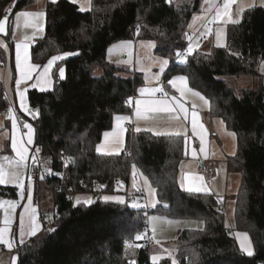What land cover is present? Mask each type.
Listing matches in <instances>:
<instances>
[{
    "label": "trees",
    "instance_id": "16d2710c",
    "mask_svg": "<svg viewBox=\"0 0 264 264\" xmlns=\"http://www.w3.org/2000/svg\"><path fill=\"white\" fill-rule=\"evenodd\" d=\"M178 1L185 0H90L85 12L68 0L46 4L43 35L31 47L32 62L42 65L52 56L69 54L60 64L66 79L58 78L56 65L53 88L29 91L28 103L38 112L30 123L39 157L47 159L50 174L41 185L50 191L56 219L15 251L17 264H152L149 250L137 238L150 211L100 197L125 193L134 167L155 190L158 203L151 213L202 223L200 229L178 232L176 264H264V90L237 92L227 81L257 76L264 60V7L246 9L239 23L228 24L224 47L194 51L178 63L177 52L187 46L185 29L203 0H189L181 8ZM29 2L0 0V18L11 4L18 11ZM136 35L153 41L154 53L169 61L163 83L184 75L189 87L207 99L208 116L234 134L236 151L226 158L228 170L241 175L233 198V229L249 235L253 255L240 252L213 195L179 186L178 168L185 157L181 136L128 131L121 153L96 152L114 117L130 113L127 101L141 84L137 74L125 75L129 71L107 62L108 48ZM4 61L0 50V63ZM95 67L102 69L100 76H93ZM2 96L0 84V112ZM71 192L96 194L90 204H74ZM15 197V188L0 185V198ZM157 264L173 263L163 259Z\"/></svg>",
    "mask_w": 264,
    "mask_h": 264
},
{
    "label": "crops",
    "instance_id": "0c3cea01",
    "mask_svg": "<svg viewBox=\"0 0 264 264\" xmlns=\"http://www.w3.org/2000/svg\"><path fill=\"white\" fill-rule=\"evenodd\" d=\"M248 1L250 2V0H247V2ZM49 2H51V0H30L29 4L23 10L31 8V10L28 9L27 12L44 13L45 6ZM208 2L209 0H203V2L201 3L199 7V12L195 14L197 16L200 15L201 18L195 19L192 17V21L190 24L191 30L188 33L192 39L191 41L187 43L186 49L189 43H192L194 40L198 39L199 44L201 45L204 43V41H206L207 37H209L208 35L210 34V32H206V29H207L206 27L208 24H210V21L213 15H211L208 12V6H207ZM223 3H224V0L220 1L218 5H216L218 6V10L220 8H223ZM236 3H237V0H233L232 4L229 6V9H228L229 13L231 11L233 12L235 11ZM73 4H75L81 10L88 11L90 9V0H75V3ZM253 4L255 5V7L257 6L264 7V3H257V0H255V3ZM226 18L228 17H223L222 20H216L214 21L212 26H209V27H212L211 34H210L212 38L215 36L214 29L217 30L222 26L226 28L228 24H231L229 23L230 21L228 22L227 21L228 19ZM22 19L24 18H21V20L17 22L15 20V16L11 17V20H10L11 29L9 33L10 35L2 34L5 42L0 44V50H2L5 54V61L0 63V84H1L2 89H4V92L8 98L9 103L12 106L19 108L26 122L30 123L31 115L26 114L21 108L19 95H18L19 90L27 89V91L25 92V103L29 107L28 92L31 90H36L38 92L50 91L53 88V84H54L52 72L55 69V66L56 65L60 66V64L70 55L69 54L68 55H65V54L55 55L57 57H64V58L54 61L53 66L49 70L48 75L45 76L43 69L48 61L45 64L39 65V64L33 63L32 58H31V47L34 44L33 42L41 38L43 35L45 15L40 18V24H41L42 30H37V28L34 27L32 24H29V26H27L26 28H23ZM29 19L31 20L32 18H29ZM8 25H9V22H8ZM187 40L188 38L186 39V41ZM5 45L6 47H4ZM16 45H20L19 54H20V60L22 63H24L25 61V50H27V64L39 66L31 73L29 78L22 80L19 86H17L16 84V81L20 79V73L16 67V54H17ZM200 45H195V47L193 48V52L200 51L199 50ZM186 49H185V52H186ZM60 67L57 70L58 78H59ZM186 83H187V80H186ZM156 87H163L164 90L169 93V96L163 97L162 93H155L154 98L166 99L168 103L171 105L174 103L171 100V97L176 96L177 98L180 99V102L183 103L185 105V108L188 110L187 117H185L184 113L180 112L179 110H176V111L153 110V109H146L142 105L141 106V116L138 118L136 115L135 101L136 100H149V99H152L153 97L147 94H141L139 90H137L136 95L132 98V103L130 105V108H131L130 113L127 115H117V116H127L128 119L117 122L116 120L117 116H115L113 120V127L110 131H108L109 133L113 132L116 124L119 123L121 127L124 129L122 133L123 143L119 146H116L115 144L106 142L104 134H103L102 140L97 146H102L103 143L106 142L107 146L117 148V149L120 148L121 150L123 147V144L125 143V137H126L127 132L128 131L133 132V133L139 132V131H136L137 128H139L140 131H147L149 133H152L158 136H181L184 142L185 157L180 162L179 168H178L177 179H178L179 186L186 192L198 193V194H211L217 199L215 194L218 191L212 188V184L213 182L216 181V179L212 182L211 185H207L205 181V177L203 173L201 172V170H199L198 166L201 163L206 164L213 170L214 176H215V170L218 169L220 165L221 166L224 165L227 173L235 174V172L229 171L226 166V158L229 156H232L233 151L235 150V146H236L235 138H231L230 136H228L229 135L228 133H231V132H229L225 128L224 124L223 126H221V124L217 122L221 120L216 119V118H210L208 116L209 103L205 104L204 100H201L199 96L192 95V92H196V91L192 90L189 87L188 83H187V87L190 88L192 91L186 92L183 96H181V94L177 92L176 89L172 88V86L168 84V82L166 86L163 83V80L160 86L157 85ZM41 89H45V91H41ZM252 89H256V88H252ZM193 111H195L198 115L199 124L203 125V133H202L204 137L203 150H201V142H200L201 130L198 129L195 134L192 131L191 113ZM13 120L14 118L12 116H7L3 111L0 112V137L4 138L5 136L6 138H9V142L7 141L8 150L5 151L6 156L10 157V155L13 153L12 150L14 151V154L17 155L16 151L12 148V141L14 139L17 141L18 147L21 146V143L23 142V146L28 149V153H27L26 159L22 163L20 162V159L18 158L19 159L18 162H20V165L22 164L21 167L24 166V170H19L20 171L19 180L11 179L12 175L15 173L14 172L15 169H14L13 164L11 165L6 164L5 166L6 172L4 176L5 183L0 184L1 186L12 187L16 189L15 198H12V199L11 198H0V200L15 201L17 205L16 208L10 213L11 215L10 232L5 234L6 239H9L12 241V247L10 249L8 245L0 244V264H17V260L14 259V257H16L15 251L20 246L25 244L27 241L39 236L44 231V219H43L44 214L43 213L47 210H50L54 205L52 198H51L50 191L48 187L45 185H41L40 189L38 190V193H39L38 207L35 206L33 203L35 188L33 187L32 183L27 179V164H28L29 157H30L29 148L33 144H35V132H34L33 144L28 145L26 143L27 129H25L24 132H20L16 123H15V127H13ZM7 132L9 135L8 137L6 136ZM110 140H111V137L109 138V141ZM107 146H103V149L106 148ZM122 151H118V152L121 153ZM96 152L101 155H114V154H105V153L98 152L97 147H96ZM1 153H4V151H2ZM116 154H119V153H116ZM46 170L49 171L48 167H46ZM133 180L136 183L139 180V178L133 179ZM21 182L24 184L23 198H21V196L19 195L20 189L18 187V184ZM190 184L193 186L201 187L202 190L199 192L189 191L188 187ZM30 185H31V189H30L31 190V207L36 209V221L41 227L38 230V233L36 235L29 236L26 234L24 236V243L20 244V216L22 213H24L25 207L29 205L28 197H29V186ZM133 188H134V192L141 193L139 189L141 187L138 188V186L134 184ZM44 192H48L49 194L47 195L49 197L48 201L45 200L46 198H44L46 196ZM125 195H129L127 191L125 193L117 192L113 194H102L101 197L104 201L123 203ZM105 197H108L109 199L106 200ZM223 206L225 208V204ZM7 208H9L8 204L0 205V227L5 226L4 219H5V210ZM233 212L231 214V219H229L230 227L228 228L231 230L230 234L235 239L240 252L245 256H250L241 249L240 240L237 239V236H236L237 233H245V232L236 231L233 229ZM179 221H184V220H179ZM187 221H192V220H187ZM193 226L196 227V225H193ZM248 238H249V243L251 245V250L253 252V246H252L249 235H248ZM152 257H156V260L153 261ZM166 258H167V255L165 252L156 250V249L152 251L150 249V253H149L150 263L157 264Z\"/></svg>",
    "mask_w": 264,
    "mask_h": 264
},
{
    "label": "rangeland",
    "instance_id": "374dc122",
    "mask_svg": "<svg viewBox=\"0 0 264 264\" xmlns=\"http://www.w3.org/2000/svg\"><path fill=\"white\" fill-rule=\"evenodd\" d=\"M19 0H13V3L16 4ZM222 0H209L207 3L208 5V12L213 15L210 24L207 25L206 32H210L211 34V28L209 26H212L214 21V17H216L217 12L221 11L223 8H220L218 10V3ZM255 3V0H250V2L247 0H237L236 6H235V11H231L229 15L227 16L228 19L227 21L231 23V21H239L241 20V16L243 11L246 9H249L251 7H255L253 4ZM257 3H262L261 0H257ZM185 4H190L189 0L185 1H178L176 6L178 8H181ZM253 4V5H252ZM31 10V8H28ZM28 9L25 10H18V11H12L13 13L16 12H22V11H27ZM80 11H86V10H81ZM14 15H12L13 17ZM195 19L201 18L200 15H194L192 16ZM23 18V17H22ZM22 25L23 28H26L25 26V18L22 19ZM192 18L188 24V26L185 29V37L187 40V43L189 42V32H190V24H191ZM216 23V22H215ZM11 24V23H10ZM233 24V23H231ZM237 24V23H235ZM210 28V31H208ZM221 31V40L219 42V46L217 45V40H216V33L217 31ZM226 28L225 27H220L219 29H214V37L212 38L210 34L208 35L206 41H204L203 44H199L198 39L194 40L191 44L193 45H200L199 50L200 51H208L212 46L215 47H224L226 43ZM188 34V35H187ZM193 34V33H192ZM5 40L0 34V44L4 43ZM34 43V42H33ZM154 48H155V43L150 40H144L142 38H139L137 35L133 40L129 41H122L119 43H116L112 45L111 47L108 48L107 51V62L115 67H118L124 71H129L126 72L125 75L127 74H137L140 77L141 84L137 88V90L143 88H155L157 85L160 86L164 74L168 68V64L163 65V71H161V61L162 60H167L163 57H160L154 53ZM185 51V50H184ZM193 53V52H192ZM185 57L183 56H177L176 61L178 63H182L184 61ZM182 61V62H181ZM131 71V72H130ZM257 76H239V77H228L227 81L228 83L233 87L235 91H239L241 89H252L256 88L258 89L261 87L264 90V60L261 61L258 65L257 68ZM93 76H100L102 74V69L99 67H95L92 71ZM221 126H223V123L221 121H217ZM113 127V126H112ZM112 129V128H111ZM226 132V131H225ZM231 138H235L234 134L228 133ZM6 136L8 137V132L6 133ZM103 137V136H102ZM0 151H4V153L0 152V173L5 176V166L6 164H13L15 173H19V170H24V166L21 167L19 161V156L14 154V151L12 150V154L10 157L6 156L5 151L8 149L7 141L9 142V138H6L4 136L0 137ZM234 140V139H233ZM35 144H33L31 147H33ZM103 146H107V143H103V145L100 147L101 153L105 154H116L120 153L118 151H122L125 147V143L123 144L122 149L120 148H113L107 146L106 148L103 149ZM236 151V146L235 150ZM233 151V154L235 153ZM40 164L41 166L46 169L47 167V159H42L40 158ZM215 179L216 181L213 182L212 188L216 189V197L218 201L220 202V206L225 204V208L223 206L222 210L225 215V223L227 227H230L229 225V219H231V214L234 210V200L233 197L237 194L239 185H240V180H241V175L239 173L235 174H229L226 171V168L224 165H220L218 169L215 170ZM136 184L139 187L140 191L142 194H144V197L146 199V208L147 211H150V213L147 215L146 219V225L148 230L152 234V240L153 244L149 247V253L150 249L152 251L160 250L166 253L167 258L169 259L172 263L173 260L176 261L175 259V241L176 237L179 231L185 230V229H200L202 228V223L200 221H179V220H171L166 217H162L160 215H156L151 213V211L155 208L157 205L158 201L156 198V193L153 187L150 185V183L147 180V184L145 183V177L142 175H139V180L135 183L134 180L132 179L131 184L127 188L128 194H132L134 192L133 185ZM46 195L44 198L45 200L48 201L49 197L47 195L48 192H44ZM101 197V196H100ZM102 198V197H101ZM95 199V196L92 193H76L74 195V198L72 202L74 204H78L77 201L80 203L84 204H90L93 200ZM50 204V203H49ZM132 208H142V205L139 202H132L128 204ZM45 208V207H44ZM228 211V212H227ZM45 211L43 214L46 215ZM193 225H196L194 227ZM231 231V230H229ZM232 233V232H231Z\"/></svg>",
    "mask_w": 264,
    "mask_h": 264
},
{
    "label": "snow or ice",
    "instance_id": "6c2138e0",
    "mask_svg": "<svg viewBox=\"0 0 264 264\" xmlns=\"http://www.w3.org/2000/svg\"><path fill=\"white\" fill-rule=\"evenodd\" d=\"M52 3H56L57 0H51ZM71 3H75V0H70ZM233 0H224L223 3V9L221 11L217 12L216 17H214V20H222L223 17H227L229 15L228 9L229 6L232 4ZM262 3H264V0H261ZM15 7V5H13ZM5 15L0 18V34H8V22L11 18L12 15L15 16V20L19 22L21 18H25V26H29V24H32L34 27L37 28V30H42L41 24H40V18L45 15V13L41 12H27V11H22V12H16L13 13L12 9H5ZM29 18H32L31 20ZM231 23H239V21H231ZM210 31V29L208 30ZM207 34V33H205ZM221 31H217L216 33V40H217V45L219 46V42L221 40ZM191 37H189V41H191ZM6 47V45L4 46ZM195 45L189 43L186 52L183 55H188L193 52V48ZM17 48V54H16V67L19 70L20 73V79L16 81L17 86L20 85L21 81L24 79H27L30 77L31 73L38 68V65H28L27 64V50H25V61L24 63L21 62L20 60V54H19V49L20 45H16ZM79 54V53H75ZM68 55V54H65ZM233 55H237V53H233ZM177 56H181V53L177 52ZM64 57H57L53 56L51 59L48 60L47 64L44 66L43 72L44 75L47 76L49 73V70L53 66V62L57 61L58 59H63ZM182 62V61H181ZM168 60H162L161 61V71H163V65L168 64ZM59 78L61 80L66 79V69L64 67H60L59 69ZM168 84L172 86V88L176 89L177 92L183 96L186 92H191L192 90L187 87L186 83V77L184 75H177L172 79L168 80ZM27 89L24 90H19L18 95H19V100H20V105L23 111L26 114L33 115L35 116V113H32V110L30 107H28L25 103V92ZM41 91H45V89H41ZM139 92L141 94H147L151 97L152 99L149 100H136V115L139 118L141 116V106L143 105L146 109H153V110H164V111H176L179 110L180 112L184 113L185 117L188 115V110L185 108V105L180 102V99L177 98L176 96H172L171 100L174 102L173 104H169L166 99H156L155 93H162L163 97H168L169 93L164 90L163 87H155V88H141L139 89ZM192 95L199 96L201 100H204L205 104L208 103V101L199 93V92H192ZM127 103L131 105L132 103V98L129 97ZM191 124H192V131L195 134L198 129L201 130V135H200V142H201V150H203V142H204V137H203V125L199 124L198 122V115L195 111L191 113ZM127 116H117L116 120L117 122L122 121V120H127ZM15 120H13V127H15ZM24 127L27 129L26 132V143L28 145H32L34 142V132L35 129L32 124L30 123H25ZM124 129L121 127L119 123L116 124L115 129L113 132H105L104 137L106 142H110L112 144H115L116 146H119L123 143L122 140V133ZM136 131H140L139 128L136 129ZM111 137V140L109 141V138ZM101 146H97V151H100ZM12 148L16 151L17 156H19L20 162L22 163L27 156L28 149L23 146V142L21 143V146L18 147L17 141L14 139L12 141ZM37 152L40 151L39 148L35 149ZM134 172H135V167H134ZM13 180H19V173H14L11 177ZM199 179V178H197ZM5 179L2 173H0V184H4ZM145 183L147 184V179L145 178ZM18 187L20 189L19 195L21 198H23L24 194V184L21 182L18 184ZM31 185L29 186V205L25 207L24 213L21 214L20 216V244L24 243V236L27 234L29 236L36 235L38 233V230L40 229V225L36 221V209L31 207ZM189 191H201L202 188L198 186H193L189 185L188 187ZM105 199H109L108 197H105ZM77 203H80L77 201ZM3 204H8L9 208L5 210V219H4V227H0V244L8 245V247L11 249L12 247V241L9 239H6L5 234L10 232V224H11V215L10 213L16 208V202L15 201H5V200H0V205ZM51 231H54L52 229ZM237 239L240 240V247L241 249L246 252L248 255H253V252L251 250V245L249 243V238L246 233H237L236 234ZM139 238V237H138ZM15 260H18L19 257L16 256L14 257ZM153 261L156 260V257H152ZM173 264H176V261L173 260Z\"/></svg>",
    "mask_w": 264,
    "mask_h": 264
},
{
    "label": "built area",
    "instance_id": "2783aa9c",
    "mask_svg": "<svg viewBox=\"0 0 264 264\" xmlns=\"http://www.w3.org/2000/svg\"><path fill=\"white\" fill-rule=\"evenodd\" d=\"M14 4H11L7 9H14ZM5 11L2 13L1 18L5 15ZM181 56L185 57L186 55H183L185 51H181ZM2 102L4 104V110L3 112L7 116H12L17 124V127L20 132L25 131L24 124L27 123L25 118L23 117V114L21 113L20 109L12 106L8 98L4 92V89H2ZM128 129V127H127ZM37 148L36 145L29 148V161L27 164V179L32 183L33 187L35 188L34 191V197H33V203L35 206L38 207L39 204V193L38 190L40 189V186L42 183L45 182V180L48 178L50 172L46 169H44L40 164V157L39 152H37L35 149ZM199 170L203 173L205 177V181L207 185H211L212 182L215 180L214 172L213 170L207 166L206 164H199L198 166ZM133 179L139 178V172L135 170L132 175ZM119 182H116V185H118ZM97 187L98 185L95 184ZM99 193V192H97ZM76 193H69L68 198L70 200H73L74 195ZM96 194V192L92 193ZM132 202H139L142 205V209L147 211L146 208V199L144 197V194L139 192H134L129 195H125L124 197V203H132ZM44 219V230H48L51 228L54 220L56 219V208L53 206L50 210H47L46 215L43 216ZM139 237V238H138ZM138 240L140 241V247H144L149 249V247L153 244L152 240V234L148 230L147 226L138 234Z\"/></svg>",
    "mask_w": 264,
    "mask_h": 264
},
{
    "label": "water",
    "instance_id": "95a60500",
    "mask_svg": "<svg viewBox=\"0 0 264 264\" xmlns=\"http://www.w3.org/2000/svg\"><path fill=\"white\" fill-rule=\"evenodd\" d=\"M32 113H35V116L32 115L34 118H37L38 117V112L36 110H34V111L32 110Z\"/></svg>",
    "mask_w": 264,
    "mask_h": 264
}]
</instances>
